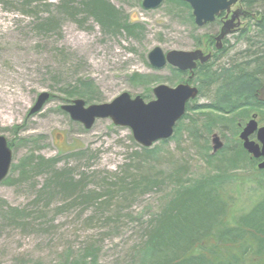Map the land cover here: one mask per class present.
I'll list each match as a JSON object with an SVG mask.
<instances>
[{
	"label": "rangeland",
	"instance_id": "rangeland-1",
	"mask_svg": "<svg viewBox=\"0 0 264 264\" xmlns=\"http://www.w3.org/2000/svg\"><path fill=\"white\" fill-rule=\"evenodd\" d=\"M108 1L123 21L140 27L137 34L122 27L106 30L81 11L79 0H0V135L13 152L10 172L0 182V264H139L141 251L148 250V230L170 200L176 176L193 183L210 171L227 172L218 175L222 199L225 214L236 217L264 197L259 160L235 169L213 166L224 159L225 150L242 141L235 124L248 126L254 119L258 129L264 126L263 86L259 97L252 96L257 83L244 97L235 92L249 84L245 71H261L251 60L264 52V1L247 6L252 14L227 38V50L218 62V74L223 70L227 75L222 82L227 83L224 111L215 108L218 78L210 86L196 82L200 93L188 104L186 117L166 143L151 147L148 157L141 154L130 127L101 118L87 129L62 106L76 99L86 106L111 102L124 92L146 102L154 99L156 86L175 87L187 82L188 75L171 64L155 67L152 50L197 48L220 26H198L184 0H164L155 8L144 7V0ZM65 2L67 9L62 7ZM80 79L94 83L93 95L69 96ZM44 92L50 98L40 111L30 113ZM203 104L213 105L192 108ZM216 137L222 144L218 150ZM30 156L56 158L58 164L38 172L34 167L39 161ZM64 170L75 181H84L83 192L56 186L55 172ZM144 175L159 184L133 190V179ZM122 186L126 188L120 191ZM92 192L104 196L86 202ZM232 216L225 218L229 226L235 224ZM209 237L203 241L207 250L237 248L232 234L228 240L217 234Z\"/></svg>",
	"mask_w": 264,
	"mask_h": 264
},
{
	"label": "trees",
	"instance_id": "trees-1",
	"mask_svg": "<svg viewBox=\"0 0 264 264\" xmlns=\"http://www.w3.org/2000/svg\"><path fill=\"white\" fill-rule=\"evenodd\" d=\"M247 1L249 4H252L256 0ZM78 5L82 6V12L87 16H94V18L108 31H116L118 28L122 27L130 34H137L136 30L140 28L138 25L131 26L130 23L123 21L120 11L108 0H79ZM62 7L67 9V3L65 2ZM77 9L79 10L80 7ZM70 14H74V11L71 10ZM261 22L264 23V11ZM251 62L257 64V67H260L261 71H245V74L249 76L247 78L249 79V84L245 87H237L235 92L244 97L247 90L253 92L252 85L255 87L257 83L258 88L256 86L254 90L255 94L252 93V96L253 98L254 95L259 97L258 90L263 86L260 97L264 100V52L253 57ZM226 76L227 75H223V70L218 74L219 97L218 105H216L215 108L218 110L220 109V111H224L225 101L227 99V96L224 97V95L227 94L226 89H224L227 83H224L225 86L222 85ZM213 78V74H208L200 78L202 80L197 79V81L200 82V84L202 83L210 86ZM249 86L250 88H248ZM68 94L69 96L79 95L82 97H85L86 94L93 95L94 83L92 81L84 82L80 79L78 85L73 86ZM212 105H195L192 108H194V110L197 108L203 110L205 108H210ZM236 107L237 106H235V108ZM189 109L190 107H187V111H189ZM232 109L235 111L233 107ZM185 117L186 115L184 118ZM236 125L238 127V124H235V126ZM201 133L199 134L201 135ZM167 141L168 139L161 142L166 143ZM140 148L142 151L141 154L146 157H148L153 150V148H146L141 145ZM225 151L227 152L226 155L223 156L224 159L219 162L221 166H219V164L213 165L214 168H220V170L222 167L235 169L247 163L255 165L257 162L250 157L240 140ZM228 153H230L229 156ZM136 154L140 153L137 152ZM35 157L39 161L34 167L38 172L50 168L53 169L58 164V159L56 158L45 160L42 156H30L28 159L34 160ZM211 157L212 155H210V158ZM55 173L53 181L57 187H62L64 191L69 193L84 191L86 187L84 181H75L73 178H70L71 173L69 171L64 170ZM226 173L227 172L224 171H210L198 181L193 183L186 182L187 184L183 183V180L180 179L179 176L174 177L175 190L170 200L166 202L159 216L148 230V250L146 252H144L145 250L141 251L139 256L140 259L139 257L137 258L139 264H142V261L143 264H264V197L260 199V201H256L251 210L244 213V215H237L236 217V215L232 216L228 212V214H225L226 211H228L226 209L227 203H224L222 199V180H219L218 175ZM133 180V190L142 186L145 187L144 189L148 190L159 184L158 180L148 175H144L142 180H137L136 178ZM125 188V186L120 187V191H123L122 189ZM89 194V197L86 196L85 199V201L89 203L101 200L104 196L97 192ZM222 215L223 218L221 217ZM228 216H232L235 220L234 225L229 226L227 219H225L228 218ZM216 234L217 237L224 236L227 240V237L230 238L232 234L234 241H236V250L231 248L218 250V246L214 247L213 250H207V244L203 245V241L208 239L209 236L216 237ZM196 247H200L203 250L196 251L194 250Z\"/></svg>",
	"mask_w": 264,
	"mask_h": 264
},
{
	"label": "water",
	"instance_id": "water-1",
	"mask_svg": "<svg viewBox=\"0 0 264 264\" xmlns=\"http://www.w3.org/2000/svg\"><path fill=\"white\" fill-rule=\"evenodd\" d=\"M193 8V15L198 26L214 21L217 15L241 0H184ZM163 0H144L146 8L160 6ZM233 21V19H232ZM230 28L224 26L218 39L221 40ZM151 63L158 68L171 64L181 70L193 69L196 60L202 57V52L172 50L165 52L161 47H156L149 55ZM204 60V58H201ZM155 99L148 102L138 95L132 97L124 92L111 102L91 104L86 106L83 99L73 100L72 103L62 106L71 118L81 122L87 129L92 128L97 119L110 118L118 126L130 127L134 139L143 147L151 148L156 142L169 139L173 136L177 123L185 115L187 103L195 99L199 89L190 83H181L175 87L161 84L153 89ZM48 92L41 93L30 113L40 111L50 98ZM257 131L258 142L252 140L250 135ZM241 139L244 148L254 157H264V126L257 128L254 119L245 126ZM215 149L222 144L216 137ZM219 142V143H218ZM13 162V152L7 138L0 135V182L5 180L10 172ZM259 169H264V160L258 164Z\"/></svg>",
	"mask_w": 264,
	"mask_h": 264
},
{
	"label": "flooded vegetation",
	"instance_id": "flooded-vegetation-1",
	"mask_svg": "<svg viewBox=\"0 0 264 264\" xmlns=\"http://www.w3.org/2000/svg\"><path fill=\"white\" fill-rule=\"evenodd\" d=\"M249 3L247 0H241L233 4L229 10L223 11L220 13V15H217L214 21H210L205 23L203 26H209V25H217L220 26L219 30H217L214 33H210L209 37H206L205 40L203 39L202 43L197 46V48L194 49H188L186 51H196L199 50L202 52V57L204 60L198 59L196 60V66L193 69H187V70H181L180 72L183 74L188 75V80L185 83H190L192 85H195L197 79L203 78L205 75L213 74L214 77L218 78V62L223 57V54L226 52V41L227 38L231 35L235 34L237 31H239V28L242 26V19L247 17L248 15L252 14L251 11H249ZM233 19V21H232ZM229 29V31L226 33V35L219 40L218 37L222 32V29L224 26H226ZM221 54V56H220ZM202 80V79H200ZM200 83V82H198ZM200 88V87H199ZM264 94V92H263ZM247 124H238V127L240 128L241 132L244 129V127ZM240 132V134H241ZM257 131L252 133L250 135V138L256 142H258L255 139L257 138ZM264 158L258 159L260 162Z\"/></svg>",
	"mask_w": 264,
	"mask_h": 264
}]
</instances>
